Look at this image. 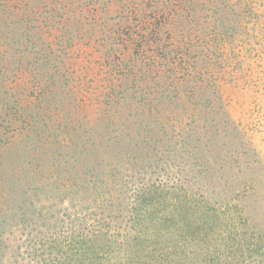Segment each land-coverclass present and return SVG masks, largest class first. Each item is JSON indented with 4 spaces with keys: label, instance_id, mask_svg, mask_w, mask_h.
<instances>
[{
    "label": "trees",
    "instance_id": "trees-1",
    "mask_svg": "<svg viewBox=\"0 0 264 264\" xmlns=\"http://www.w3.org/2000/svg\"><path fill=\"white\" fill-rule=\"evenodd\" d=\"M0 264H264V0H0Z\"/></svg>",
    "mask_w": 264,
    "mask_h": 264
},
{
    "label": "rangeland",
    "instance_id": "rangeland-1",
    "mask_svg": "<svg viewBox=\"0 0 264 264\" xmlns=\"http://www.w3.org/2000/svg\"><path fill=\"white\" fill-rule=\"evenodd\" d=\"M13 244H14V247H16V240H14Z\"/></svg>",
    "mask_w": 264,
    "mask_h": 264
}]
</instances>
